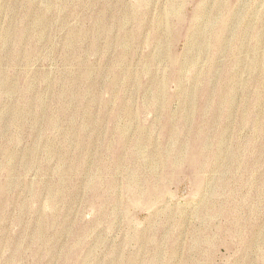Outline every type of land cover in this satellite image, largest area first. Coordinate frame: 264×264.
I'll return each instance as SVG.
<instances>
[{"label":"rangeland","instance_id":"rangeland-1","mask_svg":"<svg viewBox=\"0 0 264 264\" xmlns=\"http://www.w3.org/2000/svg\"><path fill=\"white\" fill-rule=\"evenodd\" d=\"M0 264H264V0H0Z\"/></svg>","mask_w":264,"mask_h":264},{"label":"bare ground","instance_id":"bare-ground-1","mask_svg":"<svg viewBox=\"0 0 264 264\" xmlns=\"http://www.w3.org/2000/svg\"><path fill=\"white\" fill-rule=\"evenodd\" d=\"M206 147V146H205ZM186 157L184 156V159H185ZM153 165V164H152ZM135 197V196H134ZM135 198H137V197H135Z\"/></svg>","mask_w":264,"mask_h":264}]
</instances>
